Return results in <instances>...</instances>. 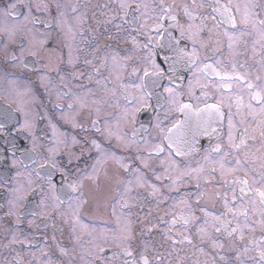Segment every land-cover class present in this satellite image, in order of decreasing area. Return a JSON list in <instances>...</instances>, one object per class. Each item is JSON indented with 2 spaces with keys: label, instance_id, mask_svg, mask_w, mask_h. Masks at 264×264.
<instances>
[{
  "label": "snow or ice",
  "instance_id": "6c2138e0",
  "mask_svg": "<svg viewBox=\"0 0 264 264\" xmlns=\"http://www.w3.org/2000/svg\"><path fill=\"white\" fill-rule=\"evenodd\" d=\"M53 25L90 70L39 84L82 138L15 74ZM0 64V264H264V0H0Z\"/></svg>",
  "mask_w": 264,
  "mask_h": 264
},
{
  "label": "flooded vegetation",
  "instance_id": "af4514ba",
  "mask_svg": "<svg viewBox=\"0 0 264 264\" xmlns=\"http://www.w3.org/2000/svg\"><path fill=\"white\" fill-rule=\"evenodd\" d=\"M3 2L8 3V2H14V3H18V0H3ZM25 3L28 2V0H24ZM92 4H96V3H105L106 0H91ZM18 12H24L26 11L25 8L22 7H18L17 8ZM41 18L43 19L44 17L41 16ZM101 20H103V17H100ZM95 26V21H93L91 19V11L89 12V20L88 22H86L84 24V28H85V35L88 37L89 40H91L92 38V33L89 31L90 27H94ZM40 27V31L41 32H45V31H51L53 39H51L49 41V43L46 45L47 49H50V59H51V63H49V59L48 56H46L40 65H37L38 68H40V72H29L27 70L20 72L19 70H15V74L17 76L20 77V83L21 86H30L34 89V91L40 96L41 100L43 101L44 104V108L51 114V118L53 119V122L56 123L58 125V127L60 128L61 131H66L69 134H75L78 137L82 138L84 133L81 132H75L73 133V130L70 128V126L64 124L62 121H60L58 119L59 117V112L58 110H55L52 108L51 103L48 100V97L44 94V90L40 87L39 84V80H38V76L40 74H47L53 82V85L55 86L56 84L59 83V74L57 72V68L60 69V73H70V72H74V71H84L85 73L87 71H89L90 69L86 68V66H84L82 63L79 64L76 68H69L66 64V61L68 59V50L67 48L64 47V41L63 38L57 33L55 26L53 25V27L51 29H44L42 26ZM104 27H108L110 32H114V29H112V27L110 25H101V28L103 29ZM178 35V33H176ZM105 35H107V33H105ZM205 37H207V34H205ZM101 42H103V37L100 38ZM80 41V37H77V43L79 44ZM182 44L187 45L189 48L191 47V45L188 42H182ZM81 47H87V45H80ZM114 47H119V49L121 51H123L124 49V45H119L116 46L114 45ZM164 53L161 52L160 55H163ZM81 58H83V54L81 53ZM29 63H32L33 58L28 57L27 58ZM62 61V62H61ZM157 62L160 63L162 66L166 67V65H164V62L162 59H160V56L157 57ZM227 63V61H226ZM46 66V67H45ZM7 70L9 72L14 71L13 69H8L6 68V66L0 64V71H4ZM104 75H107V72H104ZM181 75H183L185 77L183 84L186 86L187 85V78H188V73L186 71L182 72ZM69 80H71V77H68ZM165 83H167V81H165ZM175 83H179V81H175ZM87 85L90 87L95 88L96 86L94 84H89V82L87 81V79H81V80H71V86L73 89L75 90H79L78 86L79 85ZM182 90H186V89H182ZM211 91V90H210ZM197 95L200 94L199 89H197L196 92ZM52 100H55V92L53 91V95H52ZM193 103H196V101H192ZM208 102H214L213 100H209ZM65 109L67 108V104L65 103L64 105ZM225 111H227L225 109ZM148 114L146 113H142L140 115V121L141 122H147L148 121ZM177 118L182 119V114H179ZM83 122V121H82ZM226 121H225V126H224V133L225 135L227 134V126H226ZM41 127L43 128L44 125H41ZM90 135H95V133H89ZM217 143V141L214 139V135L213 137H208V136H204V137H200L199 138V153L196 155H193L191 157H188L187 159L190 160L192 162V165L195 166V162L197 160H199L201 158V156L204 154V149L210 148L213 144ZM119 153V150H117ZM126 155V153H121ZM96 155L95 152H92L91 154H87L84 158H82L81 162H80V167L84 168L85 164L87 163L88 165H90L92 163V158H94ZM181 191H185V189H182ZM146 195V193H145ZM175 195V194H173ZM154 203V201L152 202ZM169 203H171V201H169ZM153 215L155 216L156 213H153ZM137 228L139 227V225L136 226ZM143 239L147 242H149L153 248H156L157 246H159L161 244V236L159 234L158 231H154L151 234L145 235L143 237ZM166 247V246H165ZM0 252H2V250H0ZM4 255H7V253H3ZM149 259L152 260V256H153V252L150 250L149 254ZM193 259H195V257H193ZM201 260L205 259L204 257H200ZM189 264H191V261L189 262Z\"/></svg>",
  "mask_w": 264,
  "mask_h": 264
}]
</instances>
